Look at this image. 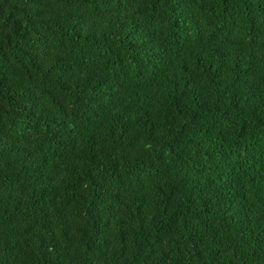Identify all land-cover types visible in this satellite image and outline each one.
I'll return each instance as SVG.
<instances>
[{
  "label": "trees",
  "instance_id": "1",
  "mask_svg": "<svg viewBox=\"0 0 264 264\" xmlns=\"http://www.w3.org/2000/svg\"><path fill=\"white\" fill-rule=\"evenodd\" d=\"M264 264V0H0V264Z\"/></svg>",
  "mask_w": 264,
  "mask_h": 264
}]
</instances>
